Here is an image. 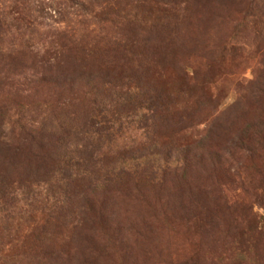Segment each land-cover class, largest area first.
<instances>
[{
  "label": "rangeland",
  "instance_id": "obj_1",
  "mask_svg": "<svg viewBox=\"0 0 264 264\" xmlns=\"http://www.w3.org/2000/svg\"><path fill=\"white\" fill-rule=\"evenodd\" d=\"M263 65L264 0H0V264H264Z\"/></svg>",
  "mask_w": 264,
  "mask_h": 264
},
{
  "label": "trees",
  "instance_id": "obj_2",
  "mask_svg": "<svg viewBox=\"0 0 264 264\" xmlns=\"http://www.w3.org/2000/svg\"><path fill=\"white\" fill-rule=\"evenodd\" d=\"M260 63H262V61H260ZM257 72L258 71H256V78L257 76H259V74L257 75ZM249 83L254 84V87L248 88L249 99L246 105L247 106L246 111L243 113L241 118H240V114H235L234 120L232 121L233 124L234 123L236 124L237 122L239 123L238 126L237 125H233V126L239 127L238 130H240V133L242 134L241 138L246 139L248 142L251 141L255 137L262 136V138H264V119L259 117L260 112L264 113V103L261 101V100L264 101V82H259V79H255V81H250ZM137 98H138V94H131V96L128 97L129 102L132 104L136 101V100L134 101V99H137ZM149 108L150 109L155 108L153 99L149 100ZM259 145L261 147L260 149H264V144L263 145L259 144ZM120 171H123V170H120ZM194 205H195L196 210L199 209V211L202 212L203 210L202 208L206 206V202L205 203L195 202ZM218 207H219V202L217 201V203H215L214 205V208L210 209V211L218 212L217 210ZM244 209H245L243 213V215L245 216L244 219L247 220V223H250V222L252 223L254 221V217L251 215L249 211V207L244 206ZM209 217L213 219L214 215L209 214ZM219 219H221L220 215H219ZM247 228L249 231H251V228L249 226ZM234 251H235V256H237L238 259H245V255H243V253L246 252V250L235 248Z\"/></svg>",
  "mask_w": 264,
  "mask_h": 264
}]
</instances>
